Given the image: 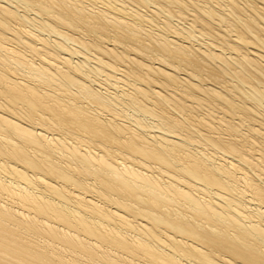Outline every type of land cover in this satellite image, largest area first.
<instances>
[{"label": "bare ground", "instance_id": "1", "mask_svg": "<svg viewBox=\"0 0 264 264\" xmlns=\"http://www.w3.org/2000/svg\"><path fill=\"white\" fill-rule=\"evenodd\" d=\"M0 264H264V0H0Z\"/></svg>", "mask_w": 264, "mask_h": 264}, {"label": "rangeland", "instance_id": "2", "mask_svg": "<svg viewBox=\"0 0 264 264\" xmlns=\"http://www.w3.org/2000/svg\"><path fill=\"white\" fill-rule=\"evenodd\" d=\"M143 8V7H142ZM146 120H148L147 122H149V119H146Z\"/></svg>", "mask_w": 264, "mask_h": 264}]
</instances>
